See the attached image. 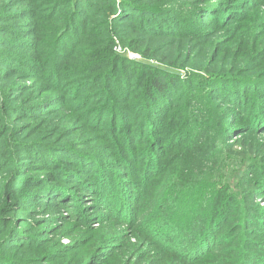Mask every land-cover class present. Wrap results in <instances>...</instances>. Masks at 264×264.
<instances>
[{
	"label": "rangeland",
	"instance_id": "rangeland-1",
	"mask_svg": "<svg viewBox=\"0 0 264 264\" xmlns=\"http://www.w3.org/2000/svg\"><path fill=\"white\" fill-rule=\"evenodd\" d=\"M54 1L56 0H0V236L1 239L8 235L14 238L13 241H9V245L3 247L4 255L8 257L17 255L18 258H27L31 264H90L91 260L92 262L94 260L92 258L101 251L100 246L111 243L109 238L98 234L97 231L99 221L96 220L106 216L107 210L99 207L102 203L96 204L92 198H89L88 201L83 202V205L88 206L83 211V216H77L75 221L70 217L71 213L67 212V209L49 210L51 207L36 205L37 199L33 197L42 193L37 183L60 184L63 181L76 180L69 172L79 173L82 178L89 179L94 185L99 178H102L106 198L118 201L121 207L123 200L131 203L139 199V192L149 185L141 179L140 171L144 168L142 161L148 163L150 161L151 170L154 173L162 170L157 161L158 151L163 149L161 142L165 138L169 141L173 136L169 138L170 134L150 133L149 130L153 128V125L148 127L144 125L145 122L138 126L139 124H135V117L116 114L115 122L121 121L129 125L127 137L139 136L138 145L135 146L138 152L133 154L131 162L129 157H124L125 162L121 167L118 166L121 163L119 160L121 151L117 148L121 147L115 145L117 138L111 135L102 136L95 130L97 114L100 110L96 108L101 101L98 100L99 89L97 88L100 72L96 74L93 70H88L85 72L87 76L77 79L79 75L64 73L61 69L59 72L51 71L55 60L60 58L58 55L54 56L55 44L50 43L49 47L45 46L51 40L54 29L62 26V19L66 16V12L62 11ZM158 1L162 4L168 2V0ZM257 1L255 5L243 8L242 5L247 4L248 0H171L170 2L185 3L190 7L189 12L191 8L196 13L203 12L199 15L203 17L202 20L197 22L192 13L188 23L189 30L197 29L198 38L157 40V43L161 44L159 46L177 48L174 52L177 57L174 58L177 62L175 66L181 70L175 72L181 78H185L191 71L206 70L221 73L237 72V76L249 73L264 75V0ZM251 2L253 0H250L248 4ZM220 12L228 16L223 18ZM216 13L219 14L220 19ZM207 14H211L212 19L211 15ZM225 18L227 19L224 20ZM99 25L103 26L99 15L96 18L85 19L83 26L87 34L78 49L74 53L68 48L62 49L64 52H69V58L72 57L66 65L75 64L74 67L79 70L77 68L79 65H76V60L79 59L82 64L80 70L85 67L82 73L86 67L91 68L88 63L94 59L93 53L106 44V33L103 28H99ZM205 26L208 31L202 32ZM91 28L93 29L90 31ZM114 45L117 54L124 55L129 60L143 62L138 54L124 50L118 41ZM249 50L254 52L251 59H246ZM20 54L28 55L29 58L26 60L35 58L42 67L35 72L36 69H29L33 63L25 66L22 60L23 63L10 61L13 57L20 58ZM202 67H205V70ZM235 84L238 86L242 83ZM239 95L247 97L248 102L239 100L238 105L235 106L232 96L228 93H225L220 101L219 109L234 112L237 118L235 127L237 131L223 141L227 146L226 150L221 148L220 153L206 157L204 173L202 177L196 179L197 181L195 180L196 182L194 181V185L202 187L207 183L216 184L220 192V204L224 205L227 200H234L231 205L238 210V216L232 219L230 217L228 221L237 220L238 223H242L245 210L235 203L243 187L240 188L238 177L250 166H259L256 169L262 172L261 178L256 182L250 198L252 197V205L256 206V219L262 221L264 217V200H262L264 196V123H262L264 105L261 106L252 99L254 95L255 100H259L261 93L254 94L253 91L238 89L234 98H238ZM115 99V97L111 98L113 102ZM148 107L150 108L148 110H153L151 106ZM102 108L103 111L108 110L106 111L108 116L109 108L105 109L104 106ZM247 123L253 127V129L250 127L249 132L245 126ZM184 126L185 128L179 131L185 136L184 140L193 142L201 134L200 147L204 149L203 133L199 132L197 127H192L191 122H185ZM239 128L241 130H238ZM138 129H140L139 135ZM224 132L220 131V135H225ZM12 144L14 145L11 147ZM162 145H166V142ZM239 145H242V148ZM244 146L248 147L254 155H250ZM228 149L231 150L232 158L226 154ZM77 154H81L90 162L104 163L110 168L109 174H112L114 170H117L118 174L122 171L125 174L121 173V181L116 184L115 177L108 178L109 174L103 173L106 177L96 175L98 169L94 166L88 165L81 171L75 162ZM255 157L258 158L257 163L244 164L246 161L255 160ZM146 170H149V167ZM61 171L65 174H61ZM126 173H129L131 178H127ZM158 176L161 177L160 180ZM165 176L162 172L154 178L158 183L163 181ZM125 179H128V182H125ZM129 182L136 183L137 195L128 193L131 191ZM75 185L78 187L76 183L71 184V187L75 189L73 198L77 197L81 200L82 188L79 189ZM92 189L99 190L95 186ZM25 191L28 192L27 195ZM130 195L135 199H129ZM164 196L168 198L167 201L164 205L160 202L154 210L158 212L157 209L163 205L161 208L164 207L167 211L164 214L165 220L158 217L153 210L146 214V222L141 226H147L151 237H157L163 244H168L169 248H172L174 244L175 248L182 243L184 235H188L182 227V222L189 214L182 212L186 218L179 215L175 206V203L178 205L179 199ZM57 201V198L52 199L54 204ZM58 204L62 206L61 203ZM228 206V203L223 207L215 204L217 215L224 216L222 219L224 221L227 217L224 210ZM178 207L182 209L181 204ZM213 207L212 205L211 208ZM116 208L117 205L114 210ZM229 208L230 206L227 209ZM192 209L195 207L192 206ZM137 210L138 208H133L131 212ZM113 214L115 212L111 215ZM89 215L96 217L90 218ZM238 226L234 225V227ZM84 230H86L85 233ZM216 230L218 231V226ZM234 240L236 238L233 237L232 232H224L217 241L223 245H231V241ZM237 243L239 244L240 241ZM192 247L189 245L188 250ZM90 253L93 255L91 254V260L88 261ZM256 261L261 264L258 259Z\"/></svg>",
	"mask_w": 264,
	"mask_h": 264
},
{
	"label": "trees",
	"instance_id": "trees-1",
	"mask_svg": "<svg viewBox=\"0 0 264 264\" xmlns=\"http://www.w3.org/2000/svg\"><path fill=\"white\" fill-rule=\"evenodd\" d=\"M170 1L162 4L158 0H56L54 2L61 7L62 11L66 12V16L62 19V26L54 29L51 40L45 46L49 47L50 43L55 44L54 56L58 55L60 58V60H55L51 71L59 72L61 69L64 73L79 75L77 79L87 76L85 72L88 70H93L96 74L100 72L97 88L99 89L98 100L101 101L96 108L100 110L97 114L95 130L102 136L111 135L113 138H117L115 145L121 147L117 148L118 151H121L119 167L125 162L124 157H129L131 162L133 154L138 152L135 146L138 145L139 136L127 137L129 125L123 124L121 121L115 122L116 114L135 117V124H139L138 126L145 122L144 125L148 127L153 125V128L149 130L150 133L170 134L169 138L173 136L169 141L168 138H165L161 142L163 149L158 151L159 159L157 161L162 168L159 173L163 172L166 175L164 180L157 183L154 177L159 173H154L151 170L150 161L149 163L142 161L141 164L144 168L140 171L141 179L149 185L139 192V199L131 203L128 200H123L121 207L118 201L106 198V191L101 182L102 178H99L94 185L89 179L82 178L79 173L71 172L69 174L76 180L63 181L60 184L37 183L42 193L34 194V197L31 195V197L37 199L36 205L51 207L49 210L67 209L66 211L71 213L70 217L75 221H77V216H83V211L88 207L83 205L85 200L92 198L96 204L102 203L99 207L107 210L108 214L101 219L97 218L96 221H99L97 231L98 234L109 238L111 243L100 246L101 251L92 258L93 262L91 260L93 254L90 253L88 258V261L91 260L90 264H259L257 259L261 261V264H264V217L262 221L256 219V206L252 205V197L250 198L256 187V182L261 178L262 172L256 169L259 166H250L238 177V184L240 188L243 187L240 196L235 199V203L239 208L245 210L242 223H238L237 220L228 221L230 217L232 219L238 216L237 208L231 205L234 200H227L224 203V205L228 203L230 206L229 209H227L228 206L224 210L225 216L227 213L225 221L222 220L224 216L217 215L215 204L222 207L224 205L220 204V192L217 190L216 184L207 183L202 187L194 185V181L202 177L204 173L203 166L206 157L215 156L220 153L221 148L226 150L227 146L223 141L227 136H231L237 131L235 129L237 118L234 116V112L219 109V103L225 93L232 96L235 106L238 105L239 100L248 102L245 96L240 97L239 95V99L234 98L238 89L253 91L254 94L261 93L259 100H255L254 95L252 99L263 106L264 75L249 73L237 76V72L221 73L206 70L203 72L191 71L185 78H181L177 73L181 68L175 66L177 62L174 59L177 58L174 55L177 48L159 46L161 44H158L157 40L160 38H198L199 32L197 29L189 30L188 23L192 13H194L197 22L202 20L203 17L199 15L203 12L196 13L193 8L189 12L190 7L185 3ZM257 2V0H253L250 4L247 3L242 7L247 8ZM216 14L220 19L219 14ZM98 15L100 22H103V26L99 25V28H103L107 35H105L106 44L93 53L94 59L88 63L91 68L86 67L82 73L85 67L80 70L82 64L79 59L76 60L79 70H76L75 64L66 65L72 57L69 58V52H64L62 49L68 48L74 53L87 34L83 22L85 19L96 18ZM226 16L228 15H222L223 18ZM204 31H208L206 26L202 29V32ZM116 41L124 50L138 54L143 62L129 60L124 55L117 54L114 50ZM252 52L254 51H248L246 59H251ZM19 57H13L10 61L25 62V66L33 63L29 69H36L35 72H38V68L42 67L35 58L26 60L29 56H23V54H20ZM202 69L205 70V67ZM83 82L88 83V81ZM236 82L242 84L237 86ZM113 97L116 98L114 102L111 100ZM103 106L105 109L109 108L108 116L106 115L108 110L103 111ZM148 106H151L153 110H148L150 109ZM145 119H150V121H145ZM185 122H191L192 127H197L199 132L203 133L204 149L200 147L201 134L193 142H188L184 140L185 136L179 133L185 128ZM249 124L245 125L247 132L253 129ZM220 131H225V135L221 136ZM137 132L139 135L140 129ZM163 142H166V145H162ZM239 147L242 148V145ZM244 149L250 155H254L248 147L244 146ZM230 152L231 150L228 149L226 154L232 158ZM67 154H69L68 151ZM76 158L75 162L81 171L91 165L98 169L96 172L98 176L106 177L103 173L106 175L110 172V168L102 162H90L81 154H77ZM172 159L173 161H171ZM257 160L258 158L255 157V160L246 161L244 164L257 163ZM56 164L59 166L58 163ZM148 167L149 170H146ZM121 173L124 172L118 174L117 170H114L108 178L115 177L116 184H118L121 181ZM61 174H65V172L61 171ZM126 176L131 178L129 173H126ZM157 178L160 180L161 177ZM125 182H128V179H125ZM75 183L78 184V187L77 185L75 187L82 188L81 200L77 197L73 198L75 189L71 187V184ZM128 184L131 189L128 193L137 195L136 183L129 182ZM93 186L99 190L94 191ZM25 194L27 195L28 192L25 191ZM164 195L179 199L178 205L181 204V210L175 203L179 215L186 218L182 212L189 214L182 222V227L188 233L187 239L184 235L182 243L175 248L174 244H172V248H169L168 244H163L157 237H151L147 226H141L146 222L147 213L156 209L160 202L164 205V202L167 201L168 198ZM54 198L58 199L56 204L52 202ZM129 199H135V197L130 195ZM262 200H264V196ZM58 203H61L62 206ZM116 205L117 208L114 210ZM212 205L214 209L211 208ZM161 206L157 209L159 211L154 210V213L165 220L166 208H161ZM192 206L195 209H192ZM133 208H138V210L132 213ZM113 212L115 214L112 216ZM89 217L95 218L96 216L89 215ZM235 224L239 226L234 227ZM214 226L215 229H213ZM217 226L218 231L216 230ZM224 232H232L233 237L236 238L231 241V245H223L217 241ZM11 240L13 241L14 238L10 235L4 239H1L0 236V263L31 264L27 258L4 255L3 247L9 245ZM238 241H240L239 244ZM189 245L193 247L188 250Z\"/></svg>",
	"mask_w": 264,
	"mask_h": 264
}]
</instances>
